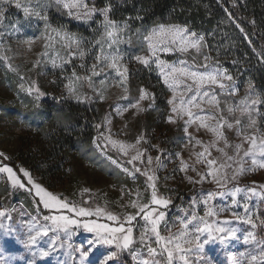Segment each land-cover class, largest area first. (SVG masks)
<instances>
[{
  "label": "snow or ice",
  "instance_id": "obj_1",
  "mask_svg": "<svg viewBox=\"0 0 264 264\" xmlns=\"http://www.w3.org/2000/svg\"><path fill=\"white\" fill-rule=\"evenodd\" d=\"M125 2L0 0V62L17 76V94L30 99L36 115L43 98L51 94L13 65V57L8 55L13 51L10 41L27 51L40 44L29 71L50 67L54 73L58 69L59 84L57 79L49 84L62 85L64 100L102 103L110 87L122 88L124 94L118 100L128 103L109 105L121 117L129 109L139 115L156 107L157 94L145 87L138 89V97L130 95L129 81L134 73L129 64L154 72L163 85L161 91L170 93L164 122L182 129L185 147L192 149L191 163L180 152L165 156L179 160L173 174H184L183 179L192 185L190 197L186 202L181 197L182 203L176 204L168 194L173 190L161 192L158 173L167 168L161 159L167 150L151 144L143 133L134 142L114 138L112 114L108 113L94 125L98 134L92 145L134 185L143 177V187L122 186L119 200L102 204L93 196L69 200L38 182L28 169L4 163L11 158L0 152V180L7 185L4 192L8 197L26 192L34 208L33 214L0 202L4 239L20 238L13 215L18 213L24 236L20 242L33 257L48 258L59 251L65 258L57 264H213L211 256H202L204 250L234 243L249 248L232 264H264V182L240 184L241 177L264 171V93L251 80L242 84L240 73L233 75L213 60L205 52V35L188 23H141L135 27V21L144 20L139 12L134 17L115 18L119 5ZM228 15L235 22L231 13ZM57 17L64 22L53 23ZM73 21L90 35L71 31L68 24ZM236 27L244 31L239 23ZM201 133L208 137L207 142L200 138ZM109 148L127 157L126 164L131 167L108 155ZM150 149L158 153L155 158L148 154ZM81 232L89 235L77 246L73 238Z\"/></svg>",
  "mask_w": 264,
  "mask_h": 264
},
{
  "label": "trees",
  "instance_id": "obj_2",
  "mask_svg": "<svg viewBox=\"0 0 264 264\" xmlns=\"http://www.w3.org/2000/svg\"><path fill=\"white\" fill-rule=\"evenodd\" d=\"M104 0H98L103 4ZM141 23H188L192 29L205 35L207 53L246 84L251 80L255 88L264 93V0H130L119 5L117 19L136 16ZM231 13L233 20L229 19ZM64 22L60 18L53 23ZM239 23L243 32L236 27ZM71 30L76 25L68 24ZM84 33V30H80ZM259 54V55H258ZM233 61H237L235 65ZM134 73L129 81L130 95L138 97V89L145 87L157 94L155 111L167 135L172 132L164 122L168 113L166 100L170 93L162 92L163 85L154 72L150 73L137 63L129 64ZM243 90V87L242 89ZM32 122L35 133L20 138L19 148L10 162L17 163L36 175L50 191L63 188L75 176V163L82 162L99 169L107 176L122 174L92 145L97 135L95 124L100 123L101 113L96 105L47 102L42 120L24 116ZM150 123V118L147 119ZM128 181V180H125ZM2 194H0L1 196Z\"/></svg>",
  "mask_w": 264,
  "mask_h": 264
},
{
  "label": "rangeland",
  "instance_id": "obj_3",
  "mask_svg": "<svg viewBox=\"0 0 264 264\" xmlns=\"http://www.w3.org/2000/svg\"><path fill=\"white\" fill-rule=\"evenodd\" d=\"M13 19H15V17H13ZM72 24L76 25V29H70L71 31L80 32V30H84V33H80L85 36L90 35V32L87 31L85 27L78 25L77 22L73 21ZM10 43L12 44L13 51L9 52L8 55L13 57V65L18 66L25 76H31L33 79H36L41 88L51 95L43 98L39 114H34L30 99L23 96V94L20 96L17 94V76L12 72L7 71L3 66V63L0 62V152L5 153L11 158L10 160L4 161V163L8 165L14 160V156L20 145V138L24 136H32L35 133V128L32 126V122L27 121L24 116H31V118L35 120H42V116H45L46 113L47 102L52 103L53 105L67 101L74 102L70 99L64 100L62 98V85L58 86L49 84V81L53 79H57L59 84L60 72L58 69L55 70L54 73L50 67L47 69H35L29 71V69L32 68V62L36 59L37 53L40 51L39 43L34 45L31 51H27L24 46L18 47L15 41H10ZM205 52H207L206 49ZM170 59H175V57H170ZM38 72H45L46 74L38 75ZM123 94L122 88L118 86L110 87L107 91L106 101L92 105H96L99 108L101 120L106 114H112V132L116 134L114 138L134 142L135 137L143 133L150 140L151 144H159L161 148L167 150L165 155L161 157V159L167 164V168L161 169L158 173L160 177V190L165 193H168L169 189L173 190L168 194L172 195L176 204L182 203L181 197H183V201L186 202L191 195L192 185L189 184L187 180L183 179V173L176 171V173L173 174V169H178L179 167V160L176 159L174 155L165 159L167 152H180L185 160L189 163L192 162L189 159V153L192 149L190 145L185 147V144L187 143V141L183 139L185 134L182 129L169 124L172 132L170 135H167L163 130L162 123L159 121V116L155 109L148 110L139 115H133L135 109H129L128 112L123 114V117L116 115L109 105L116 103L127 104L128 101L118 100V97ZM240 95H243V90H241ZM53 97H57V99H54ZM147 103V101L143 102L145 107H147ZM25 104H27L28 107H25ZM148 118H150V123H148ZM125 123H127V128H124ZM121 129H123V131H121ZM190 131H192V129H190ZM200 138H203L206 142L208 140V137L203 135V133H201ZM97 150L106 158L99 149ZM148 154L155 158L158 153L155 150L150 149ZM108 155H111L113 159H118L120 163L124 164V166L131 167L126 164L127 157L120 156V154L110 148L108 149ZM17 166L22 165L17 163ZM113 166L122 173L120 174L121 176H117L116 178L107 176V174L93 166H89L82 162H76L74 167L75 176L72 181L67 183L63 188L53 192L61 194L62 197L74 201H81L82 199L87 200L89 199V196H93L102 204L104 200H108L109 202L119 200L121 195L120 189L122 186H126V188H134L136 185L141 186V188L143 187V177H140L134 185L132 179L125 175L120 167L117 165ZM188 174L195 175L191 172ZM33 176L43 185L42 181L36 175ZM165 177H168V179L165 180ZM253 181L264 182V171L241 177L240 184L251 185ZM5 187H7L5 182L0 180V194H2L0 198H6L0 199V202L8 203L10 206L24 211L33 212L34 214L32 199L26 192L19 191L8 197L7 193L4 192ZM205 187L213 186L205 185ZM83 189H90L91 191L90 193H85L82 191ZM126 199L127 196H125V200ZM112 206L115 210H119L116 205ZM13 215L15 227L20 238L15 240H5L3 230H0V264H29L30 261H32L33 264H46L48 261H50L51 264H57L58 259L63 260L65 258L61 256L59 251L52 253L48 258H41L38 255L33 257L31 252L20 242L24 238L23 230H21L19 223L21 217L18 213H14ZM240 227L246 229L248 226L240 225ZM13 235L15 236L16 233ZM88 235L89 234L83 232L79 233L73 238L74 244L79 246L80 242L84 241ZM44 239L47 240V238ZM43 243L44 242L41 241V244ZM248 248L249 246H244L239 243H234L232 247L216 244L207 247L204 250V253H202V256H211L213 264H232L233 259L238 257L241 251H246Z\"/></svg>",
  "mask_w": 264,
  "mask_h": 264
}]
</instances>
